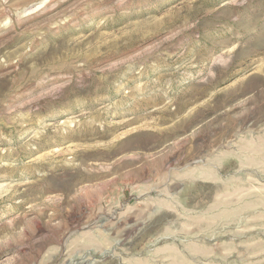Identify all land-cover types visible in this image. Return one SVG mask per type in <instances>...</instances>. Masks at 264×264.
I'll return each instance as SVG.
<instances>
[{"label": "rangeland", "instance_id": "obj_1", "mask_svg": "<svg viewBox=\"0 0 264 264\" xmlns=\"http://www.w3.org/2000/svg\"><path fill=\"white\" fill-rule=\"evenodd\" d=\"M0 264H264V0H0Z\"/></svg>", "mask_w": 264, "mask_h": 264}]
</instances>
